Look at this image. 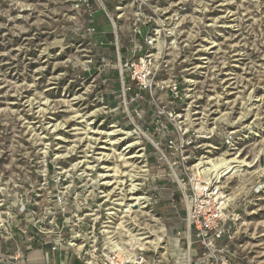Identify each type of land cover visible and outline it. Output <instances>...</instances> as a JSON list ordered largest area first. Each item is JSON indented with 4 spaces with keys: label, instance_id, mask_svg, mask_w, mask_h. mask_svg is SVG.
<instances>
[{
    "label": "rangeland",
    "instance_id": "obj_1",
    "mask_svg": "<svg viewBox=\"0 0 264 264\" xmlns=\"http://www.w3.org/2000/svg\"><path fill=\"white\" fill-rule=\"evenodd\" d=\"M75 1L0 0V178L29 185L37 209L59 188L43 168L67 169V147H168L186 126L199 147L227 152L234 131L245 162L227 182V254L264 264V0ZM147 56L164 67L157 79L178 83V99L163 90L155 103L132 79V64ZM117 129L110 146L100 132ZM151 160L140 193L151 200L119 236L156 242L144 247L148 261L158 248L159 264H190L177 185L160 157Z\"/></svg>",
    "mask_w": 264,
    "mask_h": 264
},
{
    "label": "built area",
    "instance_id": "obj_2",
    "mask_svg": "<svg viewBox=\"0 0 264 264\" xmlns=\"http://www.w3.org/2000/svg\"><path fill=\"white\" fill-rule=\"evenodd\" d=\"M83 6H90L89 0L75 1L76 8ZM87 30L91 33L95 28L89 26ZM150 57L132 64V79L140 89L151 93L155 103L162 102L158 92L163 90H167L173 102L179 97L178 83L157 79L164 67ZM165 107L159 106L160 114H166ZM182 114L170 110L174 118H182ZM226 143L227 152H218L220 147H199L190 129L181 126L168 147H74L70 155H64L73 158L67 169L52 165L54 172L50 175L49 164L44 166L41 177H50L59 188L47 204L37 209L34 207L40 201L28 197L29 185L21 183L20 178H0V263L18 264L23 260L22 264H32L26 251L31 249L30 241L38 233L53 240V251L65 247L84 264H159L158 248L148 261L145 248H140L136 241L125 245L119 236L120 224L131 226L126 218L139 216L148 207L151 197L149 201L135 203L130 189L135 184L133 194H147L140 193L152 178L151 158L157 156L167 170L166 175L177 185L185 211L190 264H234L227 254L226 239L232 238L227 224L231 202L227 182L236 174L227 180L231 173L219 176L221 170L210 169L209 161L224 153H238L234 131L229 132ZM127 203L133 204L136 212L126 211ZM32 228L36 233H31ZM15 229L21 240L16 241ZM10 242H15V249L6 255L3 245Z\"/></svg>",
    "mask_w": 264,
    "mask_h": 264
},
{
    "label": "bare ground",
    "instance_id": "obj_3",
    "mask_svg": "<svg viewBox=\"0 0 264 264\" xmlns=\"http://www.w3.org/2000/svg\"><path fill=\"white\" fill-rule=\"evenodd\" d=\"M43 109L41 108L39 111H42ZM61 124V123H60ZM60 124H54L53 125V128H52V131H56L59 127ZM89 126V125H88ZM52 127V126H51ZM62 127V126H61ZM91 128V127H90ZM120 131V129H117V130H113L112 132H109V133H105V132H100V133H103L105 134L106 136V142L109 143L110 146H113L115 143H117L119 141V139H115L114 135L116 134V132ZM94 132H98V130H94ZM147 136V135H146ZM149 139H151V137L147 136ZM125 138V137H124ZM100 138H95L93 136L89 137V140L90 141H93V142H96L98 141ZM133 145V144H131ZM130 145V146H131ZM128 146V147H130ZM88 147H92L90 144H88ZM108 147V146H107ZM48 147H45V151H44V154L45 156L47 155L48 153ZM74 150V147H67L66 148V155H70ZM241 152L239 153H236L234 156H231V154H228V153H224L220 156H218L217 158L215 159H211L209 160L211 162V167L210 169H215L217 171L221 170V173L219 174V176H222L224 174H228V173H231L230 175L227 176V180L231 177V175L233 174H238L240 172H242L241 170H243V166H244V162L245 160L242 159V156L240 154ZM61 156V155H60ZM246 158V157H245ZM247 159V158H246ZM257 160H255V162H253V164L251 166H253L255 163H256ZM249 162V161H248ZM251 166H248V167H251ZM247 167V166H246ZM225 171V172H224ZM136 190V185L133 184L130 191L132 192L130 198L132 200L135 201V203H142L143 200L145 201H149L150 200V197L149 196H145V195H135L133 194L134 191ZM234 197V196H233ZM231 200V199H230ZM123 203V202H121ZM127 208L125 209L126 211L128 212H136L135 210L132 209V205L131 203H127ZM141 208V207H140ZM141 212L143 213V211L141 210ZM143 239V238H141ZM141 239H137V244H140V246L142 248L146 247V243H151L150 245L152 247H154V244H156V242H152V241H148V242H142ZM121 247V246H120ZM121 249H125L124 247H121Z\"/></svg>",
    "mask_w": 264,
    "mask_h": 264
},
{
    "label": "crops",
    "instance_id": "obj_4",
    "mask_svg": "<svg viewBox=\"0 0 264 264\" xmlns=\"http://www.w3.org/2000/svg\"><path fill=\"white\" fill-rule=\"evenodd\" d=\"M17 231V229H15ZM16 241L21 240V235L17 231ZM31 233H36L35 229H31ZM15 242L6 243L3 245V251L6 255H11L15 249ZM31 249L26 251L32 264H84L82 260L78 259L72 251L65 247L53 251V240L46 235L36 233L35 238L30 241ZM18 264L24 263L19 260ZM2 264V263H0ZM6 264H14V262H7Z\"/></svg>",
    "mask_w": 264,
    "mask_h": 264
}]
</instances>
